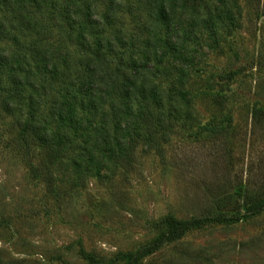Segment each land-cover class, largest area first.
<instances>
[{
  "label": "rangeland",
  "instance_id": "1",
  "mask_svg": "<svg viewBox=\"0 0 264 264\" xmlns=\"http://www.w3.org/2000/svg\"><path fill=\"white\" fill-rule=\"evenodd\" d=\"M79 1L98 15L112 1L115 24L106 38L132 35L145 52L143 41L177 44L180 53L160 59L157 68L165 74L154 83L164 95L174 89L185 97L175 94V108L162 111L153 143L132 141L129 157V138L109 128L107 139L120 145L110 158L116 167L98 152L92 171L100 176L92 173L80 182L71 162L74 151L46 167L45 150L26 146L19 135L20 122L33 108L40 120L53 113L50 101L61 87L46 85L37 74L33 84L16 88L2 75L0 264H90L91 256L100 264H128L117 256L157 238L167 216L213 215L220 187L226 185L236 199L247 183L256 188L264 182V0ZM161 10L171 17L169 27L155 20ZM0 45L16 49L11 39ZM69 51L61 69L66 67L65 78L74 82L79 56ZM140 80L137 89L147 86ZM3 102L11 104L9 111ZM254 107L263 111L257 123ZM73 108L78 123L90 119ZM56 125L45 128L53 132ZM72 128L65 125L60 133L78 144L85 135ZM137 264H264V212L230 224L206 222Z\"/></svg>",
  "mask_w": 264,
  "mask_h": 264
},
{
  "label": "trees",
  "instance_id": "2",
  "mask_svg": "<svg viewBox=\"0 0 264 264\" xmlns=\"http://www.w3.org/2000/svg\"><path fill=\"white\" fill-rule=\"evenodd\" d=\"M80 2L0 0V15L3 17L0 22V43L11 39L16 47L11 52L7 46L0 45V92L4 91L2 75L16 88L24 84L30 86L37 74L46 85L55 84L61 87L50 101V111L56 106L53 113L40 120L33 113V108L28 112L26 120L20 122L19 135L26 142V146L29 143L45 150L46 167L62 161L74 151L71 162L81 182L92 173L100 176L97 170L92 171V166L97 163L98 152L103 151L106 154L104 160L110 166L116 167V162L110 161V158L113 148H120V145L113 138L107 139L111 134L109 128H113V133L123 132L129 138L126 152L129 157L128 149L135 147L132 141L144 139L152 144V132L161 127L162 111L166 108L174 110L175 94L181 99L185 95L174 89L164 95L154 83L165 74L160 73L157 68L162 63L161 60L167 55L180 53L177 44L173 41L170 44L167 40L151 39L143 41L149 49L145 52L146 50L138 49V43H134L135 38L132 35L126 40L114 36L106 38L104 34L115 24L116 10L112 1L106 5L105 12L99 15L84 2L79 7ZM185 2L194 5L197 0ZM155 20L166 27L171 23V17L165 10H161ZM53 33L57 39L51 43ZM155 47L159 50L157 60L158 52ZM69 50H75L74 54L79 56L78 64L75 63L78 78L74 82L65 78L66 67L61 69L68 62ZM151 51H154L153 57L148 53ZM152 61L157 66L149 67ZM181 75L185 76L182 72ZM139 80L147 82V86L137 89L136 83ZM29 98L31 102L36 100L34 96ZM19 100L16 101L18 105ZM3 103L5 110L9 111L11 104ZM72 103L89 114L90 119L78 123ZM35 104L36 102L31 103V106L34 107ZM18 105L14 106V113L18 110ZM218 105L221 106L222 102ZM252 117L257 123L263 117V111L254 107ZM54 121H57L55 131L48 132L46 124ZM65 125L74 127L73 130L80 129L86 140L75 144L70 138H63L60 129H64ZM225 187L226 185L220 187L222 189L215 195L217 207L213 215L190 220L167 216L163 220L165 230L162 234L135 253L120 254L117 258L128 264H137L166 245L181 240L191 229L206 222L230 224L242 220L243 217L264 212L263 181L256 188H250L248 183L244 188H239L236 199L228 195ZM89 260L92 262L90 264L102 262L93 256Z\"/></svg>",
  "mask_w": 264,
  "mask_h": 264
}]
</instances>
